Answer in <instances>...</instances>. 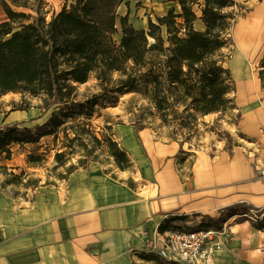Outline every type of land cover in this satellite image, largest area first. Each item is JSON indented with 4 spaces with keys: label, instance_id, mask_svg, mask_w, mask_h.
I'll return each instance as SVG.
<instances>
[{
    "label": "crops",
    "instance_id": "crops-1",
    "mask_svg": "<svg viewBox=\"0 0 264 264\" xmlns=\"http://www.w3.org/2000/svg\"><path fill=\"white\" fill-rule=\"evenodd\" d=\"M47 1L51 14L60 11ZM58 1L63 8L75 0ZM179 6L178 0H123L118 18L148 30L150 18L156 22ZM201 13L194 27L204 31ZM6 20L0 6V23ZM116 34L121 38L122 29ZM235 92V103L245 108L236 127L246 139L216 155L198 153L188 173L179 141H161L149 127L122 126L116 135L133 169L93 162L33 200L0 192V264H148L152 255L144 249L169 220L206 218L229 232L209 264H264V227L254 217L264 210V87L248 80ZM241 205L254 215L236 211Z\"/></svg>",
    "mask_w": 264,
    "mask_h": 264
},
{
    "label": "trees",
    "instance_id": "trees-1",
    "mask_svg": "<svg viewBox=\"0 0 264 264\" xmlns=\"http://www.w3.org/2000/svg\"><path fill=\"white\" fill-rule=\"evenodd\" d=\"M178 1L179 15L171 9L156 22L150 19L148 30L136 29L127 16H122L123 35L119 44L113 34L117 31V10L123 0H76L70 9L64 6L50 20L39 8H34L38 16L33 17L15 11L5 2L8 20L0 23V94L28 93L43 98L46 108L72 102L86 110L88 119L96 102H79L76 97L78 84L87 83L94 75L107 92L142 94L164 125L169 120L172 122L171 137L184 145L197 134L201 118L236 106L235 81L221 57L229 40L226 35L236 17L228 8L236 0H204V31L194 27L196 11L190 5L193 0ZM18 18L22 20L16 24ZM177 18H182L183 23H178ZM164 25L168 30V45L161 35ZM181 28H185L183 35ZM149 37L154 41L150 42ZM115 73L120 74L116 80ZM177 119L180 121L176 123ZM82 125L70 127L75 129L74 138L66 134L70 142L78 140L86 149L84 135L89 133L97 144L106 142L121 169L131 166L128 152L118 142L109 137L101 140L88 122ZM7 128L3 132L0 127V150L6 152L4 158L12 154L10 144L37 141L30 128L22 129L18 124ZM179 134L185 138L180 140ZM65 156L66 152L60 151L56 159L62 163ZM1 160L0 154V163ZM242 210V214L248 213L245 208Z\"/></svg>",
    "mask_w": 264,
    "mask_h": 264
},
{
    "label": "rangeland",
    "instance_id": "rangeland-1",
    "mask_svg": "<svg viewBox=\"0 0 264 264\" xmlns=\"http://www.w3.org/2000/svg\"><path fill=\"white\" fill-rule=\"evenodd\" d=\"M5 2L15 11L31 14L33 17L38 16L34 8H39L47 20H50L55 14L49 12L47 0H29L28 2L25 0H16L15 2L13 0H0V6L3 9ZM54 2L61 11L60 2L58 0H54ZM191 3L190 5L196 11V21L199 18L198 13L204 7V0H193V3ZM24 4H28L30 8L24 6ZM263 4L264 0H236V4L228 8V11H233L236 17L226 35L229 40L228 44L223 48L221 57L224 67L230 69L236 88L239 85L242 86L248 80L260 83V88L264 87V16L257 17L258 19L253 17L257 7ZM71 5L67 8L70 9ZM178 10L179 12L175 11L176 14L181 12V5ZM20 20L22 19L18 18L16 24H19ZM176 21L183 22V19L177 18ZM257 21L260 32L253 39L249 50L245 51L241 43L243 40H240L237 35L239 28L246 26L248 23L250 27H253ZM117 24L122 29L121 20L118 16ZM116 32L113 37L119 44L122 37L120 38ZM161 35L166 45H168L166 25L161 27ZM149 41L153 42L154 39L149 37ZM119 77V73L113 75L114 80ZM98 83L97 78L92 75L87 83L78 84L76 101L93 100L96 102L94 112L88 119H86L84 113L86 110L74 105L72 102L68 105L55 104L50 108H46L43 98L32 96L28 93L9 92L0 94V127L3 129L2 131L7 132L9 129L7 128L8 125L14 126L18 124L22 129L24 127L30 128L32 133L37 136V141L10 144L9 147L12 151L10 158H4L6 152L0 150L2 156L0 163V192H5L16 199L33 200L39 190L55 189L59 185H63L70 174V170L86 167L93 162H101L104 165L112 164L116 167V170L120 169L105 141H102V144H97L90 139L91 137L88 133L84 135V140L87 143L86 149L80 145L78 140L70 142L66 134H68L70 139L74 138L75 129L70 128L73 125L83 124L82 126H84L88 122L91 130L101 140L109 137L118 142L115 128L122 126H131L136 130L149 127L157 139L165 142L173 140L172 131L174 128L170 126L172 122L169 120V124L164 125L159 115H156V109L142 94L138 92L115 94L107 92ZM236 94L237 92H234L233 96L236 97ZM178 108L182 110L183 106L179 104ZM243 111H245V108L236 104L235 108L227 112L211 113L201 118L200 122H198L197 134L184 143L178 154L180 160L187 161L185 162V173H188L187 166L194 161L198 153L206 151L211 155H216L222 148H233L235 145L244 142L246 139L245 135H242L243 133L241 131L240 133L236 127L244 115ZM75 113H77V116H75ZM75 117L78 118L77 121L73 120ZM169 118H172V116ZM58 121H61L60 123L62 124L57 125ZM178 121L180 119L175 122L177 123ZM178 138L183 140L185 136L179 134ZM60 151L66 152L62 163H59L56 159V154ZM133 167L131 162V166L128 169H133ZM243 208L245 207L242 205L238 206L236 211L240 212ZM232 210L235 211L234 208ZM252 213L255 212L250 210L242 215H254ZM255 214L257 215H254L256 219L255 225L263 229L264 210H260ZM203 220L207 222L202 221L197 224V222H185L186 220L177 222L169 220L159 231L163 233L165 229L218 227L215 226L217 223H211L213 221L211 219L206 218ZM148 259H150L148 264H170L156 255H152Z\"/></svg>",
    "mask_w": 264,
    "mask_h": 264
},
{
    "label": "built area",
    "instance_id": "built-area-1",
    "mask_svg": "<svg viewBox=\"0 0 264 264\" xmlns=\"http://www.w3.org/2000/svg\"><path fill=\"white\" fill-rule=\"evenodd\" d=\"M184 32L181 28L180 35ZM228 233L225 226L165 229L163 233L158 231L144 251L170 264H209L211 255L225 246Z\"/></svg>",
    "mask_w": 264,
    "mask_h": 264
},
{
    "label": "bare ground",
    "instance_id": "bare-ground-1",
    "mask_svg": "<svg viewBox=\"0 0 264 264\" xmlns=\"http://www.w3.org/2000/svg\"><path fill=\"white\" fill-rule=\"evenodd\" d=\"M262 16H264V4L257 7L256 12L253 14V17H255V19H258L257 17H262ZM249 22L251 23V21ZM248 24L246 26L239 28V33L237 34L239 36V39L243 40V42L241 41L240 42L242 43L243 49L245 51L249 50V48L252 46L253 39L256 38L260 32L257 26L258 21L256 22V24L253 25V27H250Z\"/></svg>",
    "mask_w": 264,
    "mask_h": 264
}]
</instances>
